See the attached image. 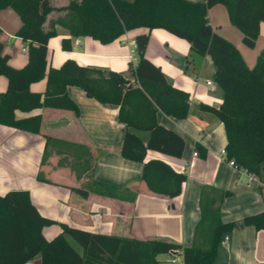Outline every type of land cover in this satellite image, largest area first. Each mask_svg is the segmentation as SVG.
<instances>
[{
  "label": "trees",
  "instance_id": "1",
  "mask_svg": "<svg viewBox=\"0 0 264 264\" xmlns=\"http://www.w3.org/2000/svg\"><path fill=\"white\" fill-rule=\"evenodd\" d=\"M217 3L226 6L231 23L243 33V42L254 47L264 20V0H70L60 7L51 0H0V10L10 6L19 13L22 24L17 34L28 41V61L20 67L10 63L0 42V74L8 78L7 89L0 91V123L39 132L42 115L18 116L17 109L30 111L53 106L72 109L78 114L79 105L69 95L68 86H81L100 101L120 105L119 119L129 127L122 154L144 162L142 178L148 187L169 196L180 194L186 172L177 171L161 158L147 160L146 153L152 148L182 155L184 137L163 125L157 112L161 109L169 115L186 117L190 111V93L169 82L161 67L147 55L148 33H140L135 39L138 61L134 82L119 71L105 73L73 58L59 67L48 65V42L57 34V23L68 28L71 36L91 35L102 42L112 41L138 26L163 27L186 38L195 52L211 56L215 81L224 99L219 107L204 102L200 107L224 122L228 138L226 157L263 177L264 47L255 65L250 67L240 49L211 24L209 9ZM53 10L62 13L45 28L47 15ZM62 45L71 49V37L63 38ZM44 77L46 89L33 91L31 83ZM130 127L149 130V139L145 142ZM71 188L82 195L93 190L129 200L136 196L135 191L101 180ZM229 193L212 185L203 186L201 218L195 228L194 243L188 246L162 238L140 239L94 232L66 222H60L62 231L49 239L43 227L57 220L39 211L28 189L0 193V264H23L31 258H40L41 264H163L158 255L176 251L184 254L186 264H213L224 233L237 225L235 221L222 219L221 203ZM243 222L264 228V209L245 215ZM67 234L81 244L82 252L68 240Z\"/></svg>",
  "mask_w": 264,
  "mask_h": 264
},
{
  "label": "crops",
  "instance_id": "2",
  "mask_svg": "<svg viewBox=\"0 0 264 264\" xmlns=\"http://www.w3.org/2000/svg\"><path fill=\"white\" fill-rule=\"evenodd\" d=\"M69 1L51 0L57 7ZM60 13L51 11L44 22L45 28ZM227 15L222 3L209 9L214 29L230 39L247 64L254 66L264 47V20L260 23L256 45L250 47L243 42L242 31ZM21 24V16L13 7L0 10V42L10 63L18 67L28 61V41L17 34ZM56 27L57 34L48 42L49 67H59L73 58L105 73L119 71L132 82L138 61L136 36L149 34L147 55L161 67L169 82L190 93V111L186 117H176L158 110V120L184 137L185 148L180 156L149 148L146 159H164L177 171L186 172L187 178L178 195L151 190L142 178L144 162L122 154L129 127L119 119L120 105L100 101L81 86L69 85L68 93L79 105L78 114L72 109L53 106L30 111L17 109L18 116L42 115L39 132L0 123V193L28 189L39 211L57 220L43 227L49 239L62 231L60 222H66L94 232L140 239L162 238L188 246L194 243L195 228L201 218L202 188L212 185L230 192L221 203L222 219L237 223L224 233L213 264H264V228L257 229L243 222L245 215L264 209V173L252 185L247 184L246 170L230 164L222 153L228 141L224 122L200 107L201 102L219 107L224 99L215 81L211 56L195 52L186 38L163 27L138 26L109 42L91 35L71 36L68 28L59 23ZM65 37H71V49L63 48ZM208 79L214 84H209ZM7 86V76L0 74V91H5ZM46 87V77L31 83L33 91H44ZM130 129L145 142L149 139V130ZM95 180L128 188L136 196L129 200L93 190L82 195L71 188L89 185ZM66 236L73 244L69 235ZM73 245L82 252V246ZM171 256L168 252L165 259Z\"/></svg>",
  "mask_w": 264,
  "mask_h": 264
},
{
  "label": "built area",
  "instance_id": "3",
  "mask_svg": "<svg viewBox=\"0 0 264 264\" xmlns=\"http://www.w3.org/2000/svg\"><path fill=\"white\" fill-rule=\"evenodd\" d=\"M207 82L209 84H214V81L211 80V79H208ZM222 153L225 156L227 155V152H226V149L225 148L222 149ZM194 154L197 155L198 154V151H194ZM227 160L233 166L240 168V166L235 162V160L233 158H231V159H228L227 158ZM246 172H247V175L249 177V180L247 182L248 185H252V183L254 181L259 180V176L256 173L249 172L247 170H246ZM171 254H172V256L167 260L169 262V264H186L185 258H184V254L182 252H177L176 251V252H172ZM35 260L36 259L31 258V259L26 260L23 264H36V261Z\"/></svg>",
  "mask_w": 264,
  "mask_h": 264
},
{
  "label": "rangeland",
  "instance_id": "4",
  "mask_svg": "<svg viewBox=\"0 0 264 264\" xmlns=\"http://www.w3.org/2000/svg\"><path fill=\"white\" fill-rule=\"evenodd\" d=\"M228 16V15H227ZM228 18V17H227ZM68 169V168H67ZM70 240L73 242V244H75V246H77L78 248L81 247V244L72 236L69 235ZM168 257V252H164V253H160L159 254V258H161V260L163 261V264H169V262L165 259Z\"/></svg>",
  "mask_w": 264,
  "mask_h": 264
},
{
  "label": "water",
  "instance_id": "5",
  "mask_svg": "<svg viewBox=\"0 0 264 264\" xmlns=\"http://www.w3.org/2000/svg\"><path fill=\"white\" fill-rule=\"evenodd\" d=\"M36 264H41V259L40 258H36Z\"/></svg>",
  "mask_w": 264,
  "mask_h": 264
}]
</instances>
